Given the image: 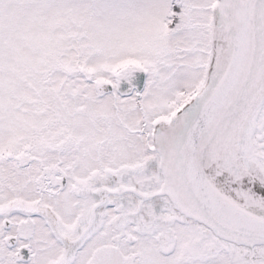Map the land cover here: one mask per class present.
<instances>
[{
  "label": "snow or ice",
  "instance_id": "snow-or-ice-1",
  "mask_svg": "<svg viewBox=\"0 0 264 264\" xmlns=\"http://www.w3.org/2000/svg\"><path fill=\"white\" fill-rule=\"evenodd\" d=\"M0 264H264V0H0Z\"/></svg>",
  "mask_w": 264,
  "mask_h": 264
}]
</instances>
